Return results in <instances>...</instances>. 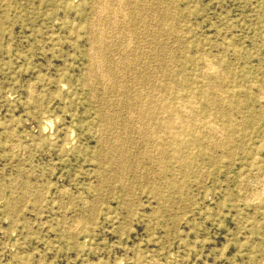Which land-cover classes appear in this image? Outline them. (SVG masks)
Masks as SVG:
<instances>
[{"label": "rangeland", "instance_id": "obj_1", "mask_svg": "<svg viewBox=\"0 0 264 264\" xmlns=\"http://www.w3.org/2000/svg\"><path fill=\"white\" fill-rule=\"evenodd\" d=\"M116 2L0 0V264H264V0ZM137 97L205 132L186 164Z\"/></svg>", "mask_w": 264, "mask_h": 264}, {"label": "bare ground", "instance_id": "obj_2", "mask_svg": "<svg viewBox=\"0 0 264 264\" xmlns=\"http://www.w3.org/2000/svg\"><path fill=\"white\" fill-rule=\"evenodd\" d=\"M98 1V0H97ZM102 1V0H101ZM104 1V0H103ZM112 1H114V0H112ZM119 1V0H118ZM135 1V0H134ZM147 1H149V0H147ZM95 2V1H94ZM111 2V1H110ZM115 2H116V0H115ZM133 2V1H132ZM131 2V3H132ZM105 3V2H104ZM103 3V4H104ZM112 4L114 3V2H111ZM117 4H118V2H116ZM123 3V2H122ZM122 3H121V6H123L122 5ZM146 3V2H145ZM99 5L98 6H100L101 4H102V2H100V3H98ZM110 4V3H109ZM126 4V3H125ZM120 5V4H119ZM127 5V4H126ZM143 5V4H142ZM148 5V4H147ZM94 6H95V4H94ZM109 6V5H108ZM108 6H107V8H108ZM115 6V5H114ZM128 6V5H127ZM133 6H134V4H133ZM92 7V6H91ZM105 7V6H104ZM111 7V5L109 6V8ZM117 7V6H116ZM125 7V6H124ZM103 8V7H102ZM120 8V7H119ZM123 8V7H122ZM144 8H146V7H144ZM156 8H158V5H157V7ZM111 9H112V7H111ZM113 9H114V7H113ZM112 9V10H113ZM126 9V8H125ZM131 9V8H130ZM153 9V8H152ZM101 10V9H100ZM117 10V9H116ZM129 10V9H128ZM156 10V9H155ZM107 11H108V9H107ZM127 11V10H126ZM93 12V11H92ZM100 12V11H99ZM98 12V13H99ZM113 12H114V10H113ZM120 12V11H119ZM128 12V11H127ZM115 13V12H114ZM129 13V12H128ZM100 14V13H99ZM102 14V13H101ZM106 14H108V13H106ZM116 14V13H115ZM96 15V14H95ZM114 15V14H113ZM121 15V14H120ZM98 16V15H97ZM97 16H94V19H96L97 18ZM106 16V15H105ZM119 16V15H118ZM132 16V15H131ZM148 16V15H147ZM120 17V16H119ZM112 17H110V19H111ZM114 18V17H113ZM112 18V19H113ZM125 18H126V15H125ZM140 18V17H139ZM93 19V18H92ZM99 19V18H98ZM104 19H106L105 17H104ZM115 19V18H114ZM121 19V18H120ZM102 20V19H101ZM122 20V19H121ZM131 20V19H130ZM141 20H142V18L140 19V23H141ZM98 21V20H97ZM104 21V20H103ZM102 21V25H103V23L105 24V22H103ZM124 21V20H123ZM138 21V20H137ZM112 22V21H111ZM121 22V21H120ZM139 22V21H138ZM107 23V22H106ZM110 23V22H109ZM113 23V22H112ZM131 23V22H130ZM136 23V22H135ZM108 24V23H107ZM128 24V23H127ZM138 24V23H137ZM154 24V23H153ZM156 24V23H155ZM165 24V23H164ZM163 24V25H164ZM115 25V24H114ZM113 25V26H114ZM121 25V24H120ZM125 25V24H124ZM123 25V26H124ZM148 25L149 24H147V27H148ZM150 25H151V22H150ZM157 25V24H156ZM156 25H155V28H156ZM167 25V24H166ZM107 26H109V24L107 25ZM106 26V27H107ZM112 26V27H113ZM116 26V25H115ZM137 26V25H136ZM143 27H145L144 25H142ZM94 27H95V24H94ZM96 27H98L97 25H96ZM101 27V26H100ZM103 27V26H102ZM127 27V26H126ZM151 27H152V25H151ZM104 28V27H103ZM121 28V27H120ZM124 28V27H123ZM93 29H96V28H93ZM92 29V30H93ZM101 29V28H100ZM107 29H109V28H107ZM131 28H129L128 30H130ZM144 29V28H143ZM147 29V28H146ZM152 29H154V28H152ZM104 30V29H103ZM109 30H111V29H109ZM115 30V29H114ZM123 30V29H122ZM124 30H126V29H124ZM133 30V29H132ZM136 30V29H135ZM148 30H149V28H148ZM151 30V29H150ZM91 31V30H90ZM101 31V30H100ZM107 31V30H106ZM138 31V30H137ZM144 31H145V29H144ZM93 32V31H92ZM97 32V31H96ZM130 32H132V31H130ZM130 32L128 33V34H130ZM136 32V31H135ZM141 33V32H140ZM161 33V32H160ZM107 34V33H106ZM111 34V33H110ZM117 34V33H116ZM113 35V34H112ZM119 35H121V34H119ZM143 35H145V34H143ZM114 36V35H113ZM112 36V37H113ZM126 36V35H125ZM129 36V35H128ZM141 36V35H140ZM150 36V35H149ZM164 36H166V35H164ZM176 36V35H175ZM100 37V36H99ZM108 36H106L105 38H107ZM145 37H146V35H145ZM177 37V36H176ZM97 38H98V36H97ZM148 38V37H147ZM156 38V37H155ZM92 39L94 40V43H95V35L92 37ZM123 39V41H124V38H122ZM133 39V38H132ZM135 39V38H134ZM141 39H142V37H141ZM177 39V38H176ZM92 40V41H93ZM97 40V39H96ZM126 40V39H125ZM104 41H105V39H104ZM103 41V43H105ZM123 41H121V42H123ZM100 42V41H99ZM111 42V41H110ZM116 42V41H115ZM140 42V41H139ZM102 43V44H103ZM109 43V42H108ZM118 43H119V41H118ZM128 43V42H127ZM127 43H125V44H127ZM147 43V42H146ZM153 43V42H152ZM96 44V43H95ZM100 44V43H99ZM150 44V43H149ZM155 44V43H154ZM152 45V44H151ZM92 46H93V43H92ZM98 46V45H97ZM124 46V45H123ZM127 46V45H126ZM126 46H125V48H126ZM133 46V45H132ZM141 46V45H140ZM144 46V45H143ZM148 46V45H147ZM186 46V45H185ZM94 47H96V46H94ZM106 47H108V46H106ZM112 47V46H111ZM127 47H129V46H127ZM154 47V46H153ZM157 47V46H156ZM98 48H100V47H98ZM124 48V49H125ZM138 48H139V46H138ZM107 49V48H106ZM108 49H110L109 47H108ZM116 49V48H115ZM126 49H128V48H126ZM150 48H148V50H149ZM152 49V48H151ZM90 50V49H89ZM97 50H99V49H97ZM102 50H103V46H102ZM130 50V49H129ZM131 50H133V49H131ZM141 50V49H140ZM146 50V49H145ZM156 50V49H155ZM106 51V50H105ZM124 51V50H123ZM139 51V50H138ZM150 51V50H149ZM154 51V50H153ZM95 52H96V49H95ZM94 52V53H95ZM102 52V51H101ZM100 52V53H101ZM121 52V51H120ZM131 52V51H130ZM89 53H91V52H89ZM102 53H105V52H102ZM107 53V52H106ZM118 53V52H117ZM146 53V52H145ZM144 53V54H145ZM155 53V52H154ZM160 53V52H159ZM169 53V52H168ZM133 54V53H132ZM136 54H137V51H136ZM136 54H134V55H136ZM147 54H148V52H147ZM95 55V54H94ZM102 54H100V56H101ZM104 55V54H103ZM113 55V54H112ZM118 55V54H117ZM138 55V54H137ZM93 56V55H92ZM115 56V55H114ZM147 56V55H146ZM120 57V56H119ZM150 57H152V56H150ZM165 57V56H164ZM104 58V57H103ZM106 58V57H105ZM115 58H117V56L115 57ZM125 58V57H124ZM126 58H128V57H126ZM131 58V57H130ZM130 58H129V60H130ZM145 57H143V59H144ZM160 58V57H159ZM100 59V58H99ZM102 59V58H101ZM100 59V60H101ZM137 59V58H136ZM142 59V60H143ZM165 59V58H164ZM115 60V59H114ZM119 60V59H118ZM126 60V59H125ZM204 61H205V59H203ZM146 61V60H145ZM172 61V60H171ZM117 62V61H116ZM128 62V61H127ZM132 62V61H131ZM131 62H130V64H131ZM134 62H136V61H134ZM207 62V61H206ZM98 63V62H97ZM111 63V62H110ZM124 63H126V61L124 62ZM129 63V62H128ZM133 63V62H132ZM139 63V62H138ZM137 63V64H138ZM144 63V62H143ZM150 63V62H149ZM208 63V62H207ZM106 64V63H105ZM109 64V63H108ZM112 64V63H111ZM135 64V63H134ZM136 64V65H137ZM142 64V63H141ZM152 64H153V62H152ZM159 64V63H158ZM167 64H168V62H167ZM166 64V65H167ZM208 64H210V63H208ZM208 64H207V66H208ZM115 65H116V63H115ZM114 65V66H115ZM118 65H120V63L118 64ZM132 65V64H131ZM154 65V64H153ZM206 65V64H205ZM212 64H210V66H211ZM122 66H124V65H122ZM129 66V65H128ZM141 66H143V65H141ZM148 66V65H147ZM151 66V65H150ZM149 66V67H150ZM159 66V65H158ZM209 66V67H210ZM90 67H91V65H90ZM134 67V66H133ZM148 67V68H149ZM124 68V67H123ZM123 68H120L121 70L123 69ZM127 68V67H126ZM136 67H134V69H135ZM147 68V67H146ZM106 69V68H105ZM149 69H152V68H149ZM111 70V69H110ZM128 70V69H127ZM153 70H155V69H153ZM204 70H205V67H204ZM210 70V69H209ZM208 70V71H209ZM92 71V70H91ZM109 71V70H108ZM118 71V70H117ZM120 71V70H119ZM130 71V70H129ZM136 71V70H135ZM170 71V70H169ZM203 71V70H202ZM206 71V70H205ZM212 71V70H211ZM214 71V70H213ZM132 72V71H131ZM142 71L140 70V73H141ZM155 72V71H154ZM122 73H124V71H122ZM121 73V74H122ZM139 73V74H140ZM158 73V72H157ZM163 73V72H162ZM181 73V72H180ZM202 73V72H201ZM111 74V73H110ZM117 74V73H116ZM126 74H127V71H126ZM143 73H141V75H142ZM168 74V73H167ZM108 75V74H107ZM113 75V74H112ZM118 75H119V73H118ZM124 75V74H123ZM122 75V76H123ZM131 75V74H130ZM129 75V76H130ZM134 75H135V73H134ZM133 75V76H134ZM165 75V74H164ZM170 75V74H169ZM139 76V75H138ZM161 76V75H160ZM159 76V77H160ZM204 76V75H203ZM210 76H212V77H214L215 78V80L216 81H218L219 82V80H218V77H219V74H218V72L216 71V72H214V73H212ZM92 77V76H91ZM108 77V76H107ZM106 77V78H107ZM121 77V76H120ZM125 77V76H124ZM142 77V76H141ZM147 77H148V75H147ZM150 77V76H149ZM155 77V76H154ZM158 77V78H159ZM166 77H167V75H166ZM165 77V78H166ZM93 78H94V76H93ZM136 78V77H135ZM138 78V77H137ZM144 78V77H143ZM156 78V77H155ZM157 78V79H158ZM160 78H162V77H160ZM111 79V78H110ZM121 79V78H120ZM128 79H130V78H128ZM138 79H142V78H138ZM150 79V78H149ZM173 79V78H172ZM109 80V79H108ZM122 80V79H121ZM132 80V79H131ZM134 81L136 80V79H133ZM146 80V79H145ZM148 80V79H147ZM160 80V79H159ZM92 81V80H91ZM91 81H89L88 83H90ZM122 81H124V80H122ZM108 82V81H107ZM120 82V81H119ZM137 83H138V81H136ZM140 82H141V80H140ZM148 82V81H147ZM146 82V83H147ZM151 82H152V78H151ZM167 82V81H166ZM169 82V81H168ZM130 83V82H129ZM136 83V84H137ZM150 83V82H149ZM158 83V82H157ZM91 84V83H90ZM105 84V83H104ZM112 84H113V82H112ZM112 84H110L111 86H112ZM120 84H122V82L120 83ZM131 84V83H130ZM135 84V83H134ZM134 84H132L133 86H134ZM139 84V83H138ZM148 84V83H147ZM151 84V83H150ZM146 85V84H145ZM228 85V84H227ZM102 86V85H101ZM110 86V87H111ZM149 86V85H148ZM153 86V85H152ZM172 86V85H171ZM219 86V85H218ZM90 87V86H89ZM119 87V86H118ZM138 87V86H137ZM147 87V86H146ZM165 87V86H164ZM112 88V87H111ZM134 89H135V87H133ZM133 88H132V90L131 91H133ZM139 88H140V86H139ZM154 88V87H153ZM152 88V89H153ZM206 88V87H205ZM216 88V87H215ZM226 88V87H225ZM102 89V88H101ZM114 89V88H113ZM143 89V88H142ZM155 89V88H154ZM166 89V88H165ZM108 90V89H107ZM110 90H112V89H110ZM109 90V91H110ZM154 91V90H153ZM159 91V90H158ZM165 91V90H164ZM104 92V91H103ZM108 92V91H107ZM117 92H118V89H117ZM116 92V93H117ZM123 92H124V90H123ZM143 92H144V90H143ZM149 92V91H148ZM152 92V91H151ZM155 92V91H154ZM217 92V91H216ZM115 93V92H114ZM120 93V92H119ZM126 93V92H125ZM142 93V92H141ZM147 93V92H146ZM159 93V92H158ZM134 94V93H133ZM163 94V93H162ZM125 95V94H124ZM128 95V94H127ZM144 95V94H143ZM159 95V94H158ZM133 96V95H132ZM146 96V95H145ZM153 96H154V94H153ZM222 96V95H221ZM221 96H220V98H221ZM119 97V96H118ZM117 97V98H118ZM136 97V96H135ZM263 97H264V94H263ZM114 98V97H113ZM146 98V97H145ZM145 98L144 99H142V97L140 98H134V101L133 102H135V101H138V99H139V101L138 102H140V105L142 106V107H140L139 106V111L137 112L138 113V116H137V119L139 118L140 119V121H144L146 124H145V127H146V129L148 130V139H149V141H151V144H153V147H154V149L157 151V153H158V155H161V156H163V155H166V154H170L171 153V155L173 156V157H175V158H181V162H185V164L187 163L186 161L187 160H185V159H183V151H184V149L187 147V146H189L190 144H198L199 145V147H201L202 148V146H203V141H204V136L202 135L203 133H205L204 131L203 132H199V130H198V132H196L195 131V129H194V127H195V125H192V123H191V121L193 120L192 118H189V120L188 119H184L183 117H187L186 115H184L183 114V112H181L180 111V108L178 109V107H175V106H172V104H170V103H164L163 102V104L161 105V106H157V108L159 109V110H161V112L162 111H164V112H166L167 113V117H169V118H167V120H165V121H163V122H160V121H158V120H156L155 119V113L157 112V110H156V107H155V105L153 106L152 104H151V102L153 101V99L151 100V102H150V100H145ZM156 98H157V96H156ZM219 98V99H220ZM116 99V98H115ZM114 99V100H115ZM146 99H148V98H146ZM160 99V98H159ZM166 99V98H165ZM262 99V98H261ZM264 99V98H263ZM117 100H120V99H117ZM144 100V101H143ZM160 100H162V99H160ZM259 100V99H258ZM106 101V100H105ZM165 102H167L166 100H164ZM207 101L208 102H210V100L207 98ZM218 101V100H217ZM118 102V101H117ZM162 102V101H161ZM194 102V101H193ZM221 102V101H220ZM109 103V102H108ZM129 103V102H128ZM131 103V102H130ZM137 103V102H136ZM158 103V102H157ZM264 103V102H263ZM139 104V103H138ZM179 104V103H178ZM197 104V103H196ZM195 104V105H196ZM211 102L210 103H206V105L207 106H211ZM191 105V104H190ZM198 105V104H197ZM104 105H102V107H103ZM132 107V105H130V104H128V108L130 109L131 107ZM134 106V105H133ZM110 107H112V106H110ZM110 107H108V108H110ZM116 107V106H115ZM192 107V106H191ZM197 107V106H196ZM135 108H136V106H135ZM195 108V107H194ZM204 108H206V106H204ZM137 109V110H138ZM110 110V109H109ZM114 110V109H113ZM130 110H132V109H130ZM121 111V110H120ZM129 111V110H128ZM109 112V111H108ZM107 112V113H108ZM110 112H111V110H110ZM131 113H132V111H130ZM136 112V111H135ZM163 112V113H164ZM119 113V112H118ZM125 113V112H124ZM131 113L129 114V115H131ZM137 113H136V115H137ZM161 114V113H160ZM107 115H109V114H107ZM111 115V114H110ZM118 115V114H117ZM127 115V114H126ZM133 115V114H132ZM232 115V114H231ZM135 116V115H134ZM111 117V116H110ZM125 117V116H124ZM212 118H214V117H216V115L215 116H211ZM113 118V117H112ZM127 118H129V117H127ZM172 118H174V119H172ZM210 118V117H209ZM134 119V118H133ZM138 119V120H139ZM102 120V119H101ZM135 120V119H134ZM208 120V119H207ZM107 123H108V125H110V121H109V119L107 118ZM112 121H113V119H112ZM111 121V122H112ZM129 121V120H128ZM140 121H139V124H140ZM178 123V126L176 127V128H179V129H174L173 128V123H176V122ZM205 121V120H204ZM118 123V122H117ZM127 123V122H126ZM195 124V123H194ZM221 124V123H220ZM241 124V123H240ZM99 125V124H98ZM120 125V124H119ZM143 125V124H142ZM239 125V124H238ZM123 126H125L126 127V124L125 125H123ZM131 126V125H130ZM102 127V126H101ZM110 127H112V126H110ZM115 127V126H114ZM136 127V126H135ZM201 127H205V123L201 126ZM207 127V126H206ZM239 127V126H238ZM116 128V127H115ZM124 128V127H123ZM131 128H133V126H131ZM144 128V127H143ZM223 128H224V130H227V129H230V128H232V123L228 120L226 123H224L223 124ZM103 129V128H102ZM111 129H113V128H111ZM134 129H136V128H134ZM138 129V128H137ZM217 128H216V126H215V128L212 126V125H210V127L209 128H207V131L210 133L211 132V130L212 131H214V132H217V130H216ZM129 130V129H128ZM132 130V129H131ZM139 130V129H138ZM143 131H144V129H142ZM141 130V131H142ZM111 131V130H110ZM124 131H125V129H124ZM157 131H160V133L161 134H158L157 133ZM219 131V130H218ZM102 132H103V130H102ZM121 131H119V133H120ZM128 132V131H127ZM136 132V131H135ZM105 133V132H104ZM110 133V132H109ZM125 133V132H124ZM123 133V134H124ZM144 133H145V131H144ZM111 134V133H110ZM109 134V135H110ZM127 134V133H126ZM125 134V135H126ZM207 134V133H206ZM218 134V133H217ZM115 135H117V133L115 134ZM124 135V136H125ZM143 135H146V134H143ZM236 135V134H235ZM123 136V135H122ZM133 136V135H132ZM218 136V135H217ZM220 136V135H219ZM218 136V137H219ZM138 137V136H137ZM141 137H143V136H141ZM112 138H118V136L116 137H112ZM123 138V137H122ZM128 139H130L129 137H127ZM115 139V140H116ZM141 139H143V138H141ZM140 139V140H141ZM219 139V138H218ZM114 140V139H113ZM114 140V141H115ZM125 140V139H124ZM145 140H146V138H145ZM138 141V140H137ZM222 141V140H221ZM220 141V142H221ZM103 142H105V141H103ZM113 141L111 140V143H112ZM123 142V141H122ZM133 142V141H132ZM141 142V141H140ZM115 143V142H114ZM134 143V142H133ZM143 143H146V142H143ZM209 143V142H208ZM125 144V143H124ZM137 144V143H136ZM147 144V143H146ZM119 145V144H118ZM132 145V144H131ZM214 145H218L219 146V143H214ZM221 145V144H220ZM120 146H123V145H120ZM143 146H145V144L143 145ZM124 147H125V145H124ZM127 147V146H126ZM135 147V146H134ZM222 147H223V145H222ZM113 148L115 149V147L113 146ZM119 148V147H118ZM131 148V147H130ZM113 149V150H114ZM119 150V149H118ZM131 151H132V148L130 149ZM151 150H153V149H151ZM221 150H223L222 148H221ZM122 151V150H121ZM125 152H126V149L124 150ZM117 152V151H116ZM112 153H113V151H112ZM124 153V152H123ZM127 153H128V151H127ZM129 153H130V151H129ZM132 153V152H131ZM131 153H130V155H131ZM120 154H122V153H120ZM135 154V153H134ZM148 154V153H147ZM151 154H153V153H151ZM113 155V154H112ZM118 155V154H117ZM129 155V156H130ZM141 155H142V153H141ZM146 155V154H145ZM114 156V155H113ZM151 156V155H150ZM105 157V156H104ZM131 157V156H130ZM109 158H113V157H109ZM126 158V157H125ZM135 158V157H134ZM144 158V157H143ZM149 159H151V160H153L152 158H149ZM149 159H146V160H148L149 161ZM103 160H105L104 158H103ZM119 160H121V159H119ZM125 160V159H124ZM140 160V159H139ZM142 160V159H141ZM165 160V159H164ZM156 161H157V159H156ZM114 162V161H113ZM116 162V161H115ZM120 162V161H119ZM122 163V162H121ZM115 164V163H114ZM150 165V164H149ZM188 165V164H187ZM124 167H125V165H124ZM123 167V168H124ZM121 169V168H120ZM113 170H114V168H113ZM122 170V169H121ZM120 171V170H119ZM109 172V171H108ZM121 172V171H120ZM133 173V172H132ZM122 175H123V172H122ZM138 175V174H137ZM121 176V175H120ZM144 176V175H143ZM148 177V176H147ZM120 178V177H119ZM119 178H118V180H116V181H119ZM149 179V178H148ZM107 181V180H106ZM262 186V185H261ZM253 187H255V185H253ZM257 187V186H256ZM261 188V187H260ZM262 188H264V187H262ZM261 188V189H262ZM263 190V189H262ZM254 191H256L255 189H254ZM253 191V192H254ZM264 191V190H263ZM262 192V191H261ZM255 193V192H254ZM258 195H259V193H257ZM261 195V194H260ZM255 196V195H254ZM254 198H256V197H253V199ZM251 199V198H250ZM258 199V198H257ZM256 199H254V201H255ZM253 201V202H254ZM152 263V262H151Z\"/></svg>", "mask_w": 264, "mask_h": 264}]
</instances>
